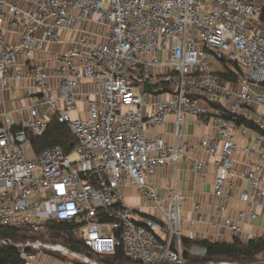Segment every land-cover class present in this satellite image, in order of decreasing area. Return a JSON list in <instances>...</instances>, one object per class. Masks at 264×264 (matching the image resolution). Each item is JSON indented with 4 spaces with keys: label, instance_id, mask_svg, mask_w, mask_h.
<instances>
[{
    "label": "built area",
    "instance_id": "2783aa9c",
    "mask_svg": "<svg viewBox=\"0 0 264 264\" xmlns=\"http://www.w3.org/2000/svg\"><path fill=\"white\" fill-rule=\"evenodd\" d=\"M263 8L264 0H0V104L17 81H30L26 106L14 108L13 118L0 110V228L37 232L67 220L94 254L119 247L131 263L184 264L180 196L170 189L164 206L151 182L164 165L188 160L192 147L182 127L189 115L217 132L197 144L210 162L189 163L192 171L213 168L216 195L234 188L235 153L242 148L249 157L243 172L249 187L237 196L247 210L219 219L239 233V221L255 218V207L264 205V120L241 119L254 106L264 115ZM92 22L105 29L104 39L82 27ZM65 32L72 47L47 59L36 55ZM13 33L16 43L7 39ZM229 69L234 78L219 76ZM81 85L90 90L81 92ZM169 115L173 140L149 136ZM51 119L74 136L69 152L58 144L35 152L31 139L42 138ZM242 137L247 143L240 147ZM130 185L160 210L161 221L137 222L121 195ZM227 210V201L218 206L220 214ZM192 212L210 222L198 202ZM0 245L23 264H65L43 262L44 254L103 264L39 239L0 236Z\"/></svg>",
    "mask_w": 264,
    "mask_h": 264
},
{
    "label": "crops",
    "instance_id": "0c3cea01",
    "mask_svg": "<svg viewBox=\"0 0 264 264\" xmlns=\"http://www.w3.org/2000/svg\"><path fill=\"white\" fill-rule=\"evenodd\" d=\"M82 27L85 28L88 32L94 37L102 38L105 33V29L96 23H85L82 24ZM63 41L54 44L47 42L44 44L43 51L37 53L40 58L47 59L50 55L58 54L61 50L68 47H72L70 44L71 35L67 32L62 35ZM7 39L11 40L13 43L17 42L16 34H8ZM52 63V62H50ZM48 71L52 73L51 68H48ZM52 84H54V78L51 79ZM30 85L29 80H21L15 83V88L12 91L5 92L2 95V103L0 104L1 111H8L11 117H14L11 112L14 108L26 106L28 100L23 97V91ZM79 89L81 92L85 90L89 91L90 87L86 85H81ZM202 101V100H201ZM79 107L81 110H86V103L79 101ZM204 104V103H203ZM151 107L147 106L145 112H150ZM247 112H242L241 119H249V117L258 121V119L264 120V115L258 114L259 108L253 107ZM173 121L174 117L172 115L167 116L166 121L160 127L149 132V136H154L155 134L162 135V137L167 141L171 142L173 140ZM244 122V121H243ZM184 133V141L192 147V150L188 152L187 161H178L175 166L171 164H166L162 168L156 171V174L152 180L155 192L158 197L165 199L163 205H167L166 196L169 194V190L175 191L178 196H180V207L182 215H184V221L181 225L182 236L188 240L195 241L197 240H207L210 242L218 241L229 243L232 242L234 238L239 239L242 242H246L248 239L262 237L264 235V205L255 207V211L258 214L255 218L249 219L245 218L239 221L240 231L236 235L233 234L230 230L224 228L221 223H219L220 216L231 217L234 220L238 218V211L247 210L245 202L239 200L238 194L244 188H248L249 184L246 180H243V172L248 164L249 157L245 152L240 148L234 155V164L236 168V176L234 177V188L232 189H223V194L216 195L213 188V179H214V170L212 167L205 168L201 171H192L190 168V161L194 159H200L203 162H210L211 156L206 154L202 149L198 147V140L202 136L215 135L217 132L212 125L205 126L201 124L200 120L196 116L186 115L185 121L182 127ZM239 146L247 143L245 138H237ZM251 159V158H250ZM254 159V158H252ZM121 195L123 200L128 206H131L136 211V220L139 223L145 222L147 219H154L161 221L163 215L151 202L144 201L137 195L135 187L129 186L121 189ZM225 195V196H224ZM227 201L228 210L223 214L218 212V206L223 202ZM198 202L200 204L201 212L208 215L209 221L215 222L212 224L210 222H199L196 220V214L192 212V207ZM193 233V238L189 236L190 233ZM217 233H223L224 238L222 240H216L215 235ZM188 251L193 255H201L204 253V249L199 246L191 245ZM61 258V257H60ZM59 257H50L47 258L44 262H53L56 263ZM73 264V261L70 260ZM63 262V261H62ZM257 262L260 264L264 263V252L259 254L257 257ZM85 264V263H81Z\"/></svg>",
    "mask_w": 264,
    "mask_h": 264
},
{
    "label": "trees",
    "instance_id": "16d2710c",
    "mask_svg": "<svg viewBox=\"0 0 264 264\" xmlns=\"http://www.w3.org/2000/svg\"><path fill=\"white\" fill-rule=\"evenodd\" d=\"M264 21V8L261 13ZM221 78L232 79L234 72L228 70V73L219 74ZM239 121V120H238ZM241 122V121H239ZM252 129L258 130L254 124L245 122ZM74 143V136L66 125L58 123L57 120L51 119L46 133L39 139H31V144L35 152L53 144L60 145L65 152H69ZM74 225L70 221H49L46 223L45 231L31 232L27 228H0V236L9 237L14 241H33L39 239L46 243H58L67 247L71 251L78 252L88 256L90 259L103 264H137L129 262L123 255L122 249L115 248L113 254H94L85 246L83 241L77 239L72 234ZM181 247H183L184 264H204L213 261H233L241 264H252L257 262L259 254L264 252V235L262 237L252 238L242 242L234 238L232 242L224 243L218 241L195 240L191 241L184 237L180 238ZM191 245L199 246L204 249L201 255H193L188 249ZM0 264H23L17 252L12 248L0 245ZM77 264H81L77 262Z\"/></svg>",
    "mask_w": 264,
    "mask_h": 264
},
{
    "label": "rangeland",
    "instance_id": "374dc122",
    "mask_svg": "<svg viewBox=\"0 0 264 264\" xmlns=\"http://www.w3.org/2000/svg\"><path fill=\"white\" fill-rule=\"evenodd\" d=\"M45 231V228L41 230V232H44ZM59 257L60 260L57 259V263H62V261L65 263V264H72L71 261L68 259V258H60V256L58 255H49V254H44L40 257V260L41 261H46L47 258H50V257ZM73 264H77V261H73ZM251 264V263H250ZM252 264H260L259 262H254Z\"/></svg>",
    "mask_w": 264,
    "mask_h": 264
},
{
    "label": "water",
    "instance_id": "95a60500",
    "mask_svg": "<svg viewBox=\"0 0 264 264\" xmlns=\"http://www.w3.org/2000/svg\"><path fill=\"white\" fill-rule=\"evenodd\" d=\"M94 175L97 176V173H95Z\"/></svg>",
    "mask_w": 264,
    "mask_h": 264
}]
</instances>
